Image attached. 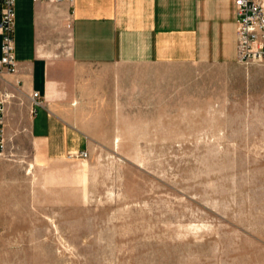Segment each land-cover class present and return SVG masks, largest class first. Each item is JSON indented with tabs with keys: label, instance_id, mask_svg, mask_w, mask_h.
Listing matches in <instances>:
<instances>
[{
	"label": "rangeland",
	"instance_id": "1",
	"mask_svg": "<svg viewBox=\"0 0 264 264\" xmlns=\"http://www.w3.org/2000/svg\"><path fill=\"white\" fill-rule=\"evenodd\" d=\"M160 67L87 157L6 134L0 264H264V62Z\"/></svg>",
	"mask_w": 264,
	"mask_h": 264
},
{
	"label": "crops",
	"instance_id": "2",
	"mask_svg": "<svg viewBox=\"0 0 264 264\" xmlns=\"http://www.w3.org/2000/svg\"><path fill=\"white\" fill-rule=\"evenodd\" d=\"M14 41L17 69L0 74L5 137L27 130L42 161L90 149L126 97L158 112L161 65L239 63L235 0H16ZM1 46L0 35V57Z\"/></svg>",
	"mask_w": 264,
	"mask_h": 264
},
{
	"label": "built area",
	"instance_id": "3",
	"mask_svg": "<svg viewBox=\"0 0 264 264\" xmlns=\"http://www.w3.org/2000/svg\"><path fill=\"white\" fill-rule=\"evenodd\" d=\"M62 3L72 0H34ZM237 11L238 62L251 64L264 62V0H235ZM16 27V0H0V35L2 55L0 74L13 73L17 69L14 33ZM35 103H42L38 91L33 93ZM5 99L0 98V157L6 149L4 131ZM71 157H87V151L70 154Z\"/></svg>",
	"mask_w": 264,
	"mask_h": 264
}]
</instances>
